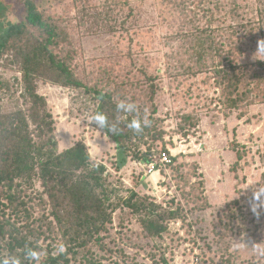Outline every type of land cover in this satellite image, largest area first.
Segmentation results:
<instances>
[{
	"label": "trees",
	"instance_id": "obj_1",
	"mask_svg": "<svg viewBox=\"0 0 264 264\" xmlns=\"http://www.w3.org/2000/svg\"><path fill=\"white\" fill-rule=\"evenodd\" d=\"M129 1L68 0L54 10L38 7L35 0H22L17 21H0V61L20 73L14 81L15 92L21 86L22 98L9 111L3 109L0 99V257L16 256L22 264H29L24 260L27 246L41 251L42 264H97L85 251L103 246L104 235H111L109 226L117 209L124 211L118 214L119 225L135 220L138 229L130 228L126 234L135 247L153 243L155 248L156 238L166 234L173 238L169 225L174 222L190 231L188 216L197 212L194 207L188 208L189 214L178 203L162 208L138 190L122 197L109 181L107 166L91 158L82 140L60 149L50 106L38 91L41 84L60 87L85 107L88 117L101 112L110 123H116L117 135L91 125L115 145L120 163L127 157L149 163L155 151H166L164 132L155 115L154 74L138 65L134 70L140 69L143 79L118 80L113 64H95L84 58V40L125 29L132 16ZM255 1V7L242 11L238 0H160L161 19L166 9L172 22L165 37L179 40L182 46L176 57L167 58V76L210 73L224 112L263 103L264 59L242 61L247 51L264 41V0ZM261 47L264 50V44ZM127 86H133L130 93ZM0 89L8 91L9 84L0 82ZM121 99L135 102L139 117L149 119L151 126L139 134L128 128V121L137 114L118 112L116 102ZM181 118L177 125L181 130L197 120L191 113ZM173 163L172 158L167 166ZM183 183L182 189L188 182ZM226 209L230 229L240 234L244 222L239 216L245 213L239 200L227 203ZM133 231H138L139 240L133 239ZM262 232L264 240V229ZM61 242L67 251L56 255ZM159 257L169 264L164 253Z\"/></svg>",
	"mask_w": 264,
	"mask_h": 264
},
{
	"label": "rangeland",
	"instance_id": "obj_2",
	"mask_svg": "<svg viewBox=\"0 0 264 264\" xmlns=\"http://www.w3.org/2000/svg\"><path fill=\"white\" fill-rule=\"evenodd\" d=\"M21 1L0 0V21H17L22 14ZM238 1L242 11L257 3L255 0ZM35 2L38 7L59 10L68 0ZM159 2L130 0L132 16L127 19L125 29L84 40L83 48L88 61L113 64L112 71L118 80L124 78L131 82L135 76L143 79L140 69L134 70L138 65L156 77L155 115L164 132L165 148L174 161L161 172L163 178L156 173L152 177L146 175V169L129 157L120 163L121 154L115 145L93 128L87 121L85 107L74 102L69 92L50 84H41L38 91L50 106L59 148L82 140L91 158L107 166L109 181L122 197L131 190H138L162 208L178 203L185 207L187 214L189 207L197 212L188 216L190 231L179 222L171 223L169 232H173V238L167 234L156 238L155 248L151 247L153 243L150 246L138 243L140 250L137 251V245L133 246L126 235L130 228L138 229L135 220L119 225L118 214L124 211L117 209L109 226L111 235H104L103 246H93L85 255L91 256L97 264H163L160 253H164L169 264H257V260L264 264V256H257L248 248L256 243L264 247V240H261L264 206L260 205L264 196L258 200L253 198V191L259 184L264 187V102L224 112L219 88L210 73L168 77L167 58L176 57L182 46L179 40L166 39L165 33L171 32L168 24L172 22L166 9L165 18L161 19ZM258 58L264 59V50L259 49V45L247 51L242 61ZM15 70L14 66L0 61V82L9 84L8 91L0 89L1 103L6 111L22 103L21 86L15 92L14 77L20 74ZM124 74L126 76H121ZM127 88L129 93L133 90V86ZM133 97L134 94L130 98ZM186 113L197 120L181 130L177 125ZM157 146L161 149L160 143ZM184 180L188 183L182 189ZM238 200L245 213L239 216L244 222V232L240 234L230 229L232 222L226 212L227 203ZM253 204L257 205L255 212ZM177 235L179 238L175 240ZM132 237L139 240L138 231H133ZM174 242L179 247L173 246ZM165 246L167 250H163Z\"/></svg>",
	"mask_w": 264,
	"mask_h": 264
},
{
	"label": "clouds",
	"instance_id": "obj_3",
	"mask_svg": "<svg viewBox=\"0 0 264 264\" xmlns=\"http://www.w3.org/2000/svg\"><path fill=\"white\" fill-rule=\"evenodd\" d=\"M262 44H264V41L260 42L259 49ZM116 109L118 112L123 114H137L133 119H131L127 123V127L137 134L142 133L144 128L151 126V121L149 119H147L146 117L145 118L139 117L138 106L135 102H131L127 99L118 100L116 102ZM87 121L90 123H94L98 129L106 130L108 133H111L112 135L119 134V128L117 124L110 123L108 117L101 112L94 113L87 119ZM261 196H264V187H262L259 184V187L253 191V198L258 200ZM260 205L264 206V200L260 201ZM252 207H253V211L255 212L257 205L253 204ZM248 248L252 249L257 256H264V247L259 246V243H256ZM66 251H67L66 245L63 242H61L56 246L55 254L61 255L66 253ZM24 260L29 262V264H42V253L38 248L26 246L24 250ZM0 264H22V261L19 257L16 256H2L0 257Z\"/></svg>",
	"mask_w": 264,
	"mask_h": 264
},
{
	"label": "built area",
	"instance_id": "obj_4",
	"mask_svg": "<svg viewBox=\"0 0 264 264\" xmlns=\"http://www.w3.org/2000/svg\"><path fill=\"white\" fill-rule=\"evenodd\" d=\"M172 156L166 150H162L160 153L157 154L156 159H152L149 163H139L141 167L146 169V175L152 177V175L160 174L162 172V168L166 167L168 164L171 163ZM163 178V176L161 175Z\"/></svg>",
	"mask_w": 264,
	"mask_h": 264
}]
</instances>
